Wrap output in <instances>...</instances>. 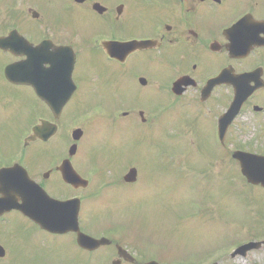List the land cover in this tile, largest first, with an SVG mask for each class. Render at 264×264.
Segmentation results:
<instances>
[{
	"label": "rangeland",
	"instance_id": "rangeland-1",
	"mask_svg": "<svg viewBox=\"0 0 264 264\" xmlns=\"http://www.w3.org/2000/svg\"><path fill=\"white\" fill-rule=\"evenodd\" d=\"M29 1L42 8L41 13L50 26L63 31L75 29L81 35V45H87L97 34L93 14H80L66 5L62 6L63 13L60 12L66 0ZM14 2L0 0L1 5L12 7V15ZM130 14L137 15L134 11ZM1 16L6 21L4 12ZM5 62V56L0 54V68ZM76 79L80 91L66 109L65 124L61 125L59 136L67 137L69 149L71 132L77 128L87 129L82 144L84 151L74 165L81 173L95 170L101 175L96 178L93 189L99 198L89 195L84 208L83 223L88 232L99 234L108 227L113 228L122 243L130 242L144 253L148 247L149 257H157L163 263L264 264V245L246 256L230 257L242 244L264 242V191L250 188L246 183L243 185L237 174L226 175L225 168L229 170L230 167L239 174V167L226 157L219 159L236 146L264 154L258 125L247 122V130L241 131L238 122L231 134L238 143L223 151L216 141L215 131L206 124L205 128L196 125L198 133L189 132L188 141H185L189 129L178 124L181 117L175 114L173 100L166 93L165 115H158L155 128L143 127L135 118L125 121L114 117L117 103L141 104L153 110L159 98L150 91L139 95L132 81L126 82L124 71L98 52L85 48ZM2 82L0 71V98H14L8 106L0 105V156L10 151V158L15 154L13 142L18 139L19 132L22 136L28 120L44 113V107L29 91ZM36 146L23 159L32 173L64 155L62 146L50 150ZM158 152L164 156L161 162L156 157ZM216 152L219 158L213 160V173L209 156ZM179 159L186 160L184 168L179 166L182 162H174ZM116 163L119 167L135 166L140 173L139 183L124 186L111 167ZM221 172H225L224 176L218 178ZM48 190L50 195L67 192L57 177L48 184ZM251 201L261 212L255 205L256 208L248 207ZM252 209H256V213ZM9 223H17L20 234V248L14 249L20 264H109L111 250H103L95 256L86 255L74 249L70 239L42 247L39 232L34 227L16 215Z\"/></svg>",
	"mask_w": 264,
	"mask_h": 264
},
{
	"label": "flooded vegetation",
	"instance_id": "flooded-vegetation-1",
	"mask_svg": "<svg viewBox=\"0 0 264 264\" xmlns=\"http://www.w3.org/2000/svg\"><path fill=\"white\" fill-rule=\"evenodd\" d=\"M63 5L80 14L94 15L98 31L87 45H81V35L75 29L63 31L47 24L41 13L42 8L29 0H15V13L11 18L6 17V21L12 19L14 24L10 30L5 27V18L0 16V37L18 32L31 45V67L17 69V79L35 83L39 90H45L46 97L53 100L63 99L70 94L73 100L80 91L76 73L81 54L85 53L86 48L100 53L122 69L126 82L132 81L139 95L150 91L159 98L153 110L141 104L117 103L114 111L119 120L135 118L146 127L155 124L159 121L158 115L164 112L166 93L173 100L175 114L181 117L180 124L192 126L204 120V126L206 124L216 131L218 138L219 119L233 101L235 83L244 94L250 93L236 121L241 122L242 128H246V122H252L264 130V0H66V4L60 7L61 13ZM7 9L6 4L0 6L1 11ZM131 11L137 15L132 16ZM130 43L147 45L130 52L122 46ZM106 44H109L107 50ZM11 46L19 56L0 50L6 59L0 68L2 84L27 90L37 99L33 87L15 86L5 78L6 67L27 60L26 56H22L27 52L26 47L16 41ZM57 48H71L76 55L71 71L74 85L68 80L66 57L54 61L57 55L53 52ZM218 78H221L220 84L209 85ZM6 100L9 98H0V105L8 106L11 102ZM46 109L52 116L50 110ZM42 120L40 118L34 123L29 119L24 127L37 125ZM218 141L220 143L219 138ZM51 143V140L45 143L40 140L22 141L19 132L18 139L13 142L14 156L8 158L10 151H4L0 156V197L2 194H12L13 200L21 203L20 193L26 189L21 166L46 192L49 191L48 184L57 177L68 192L51 195L62 201L80 199V231L97 240L107 239L109 242L94 251L85 250L78 245L75 232L62 234L44 230L13 209L0 216V264H20L14 253V249L21 245L20 234L17 223H9L14 215L39 232L37 235L42 247L61 239H70L73 248L86 255L95 256L103 250H111L108 257L118 260L123 249L135 256L137 252L131 250L129 244L124 245L120 239L104 233L113 232V228L108 227L100 234L87 231L82 212L89 197L84 192L90 188L74 189L66 185L58 170V157L34 173L23 163V159L36 145L50 150L54 149ZM160 159L158 157V162H161ZM111 167L119 174L123 185H132L124 181V176L134 166L119 167L116 163ZM127 263L121 261V264ZM134 264L141 263L136 260Z\"/></svg>",
	"mask_w": 264,
	"mask_h": 264
},
{
	"label": "water",
	"instance_id": "water-1",
	"mask_svg": "<svg viewBox=\"0 0 264 264\" xmlns=\"http://www.w3.org/2000/svg\"><path fill=\"white\" fill-rule=\"evenodd\" d=\"M236 102L232 105L231 110L229 111L228 117L224 118V126L227 128L228 125L231 124L232 120L235 118V116L238 114V108H236ZM53 128L46 127L44 128H37L35 130V134L37 136H44L45 133L51 132ZM226 132V131H224ZM223 134V133H222ZM235 158H237L242 166V172L248 179V181L252 184L259 185L261 184L264 187V158L258 157V156H252L248 154L243 153H236L234 155ZM68 181H74V177H68L66 178ZM22 212L32 218L35 221L42 222V223H50L52 220L51 215H56L59 221H62L64 223H70L71 221L75 220L77 222V216L76 215H70V210L66 208L65 204H57L54 203L52 206L50 205L49 209L46 211H43L41 214H36L35 210L31 208L22 209ZM260 246V244H249L245 245L241 248H239L234 254L233 257L236 255H245L248 251H251L253 249H257ZM154 264V263H153Z\"/></svg>",
	"mask_w": 264,
	"mask_h": 264
}]
</instances>
